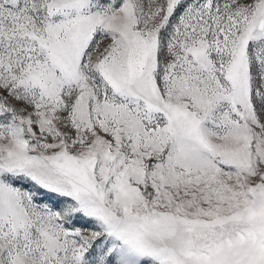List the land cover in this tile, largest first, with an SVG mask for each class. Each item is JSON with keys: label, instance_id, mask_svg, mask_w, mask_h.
<instances>
[{"label": "snow or ice", "instance_id": "6c2138e0", "mask_svg": "<svg viewBox=\"0 0 264 264\" xmlns=\"http://www.w3.org/2000/svg\"><path fill=\"white\" fill-rule=\"evenodd\" d=\"M0 264H264V0H0Z\"/></svg>", "mask_w": 264, "mask_h": 264}]
</instances>
